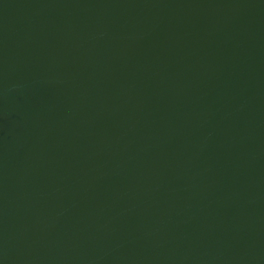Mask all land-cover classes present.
<instances>
[{"label": "water", "instance_id": "1", "mask_svg": "<svg viewBox=\"0 0 264 264\" xmlns=\"http://www.w3.org/2000/svg\"><path fill=\"white\" fill-rule=\"evenodd\" d=\"M0 264H264V0H0Z\"/></svg>", "mask_w": 264, "mask_h": 264}]
</instances>
